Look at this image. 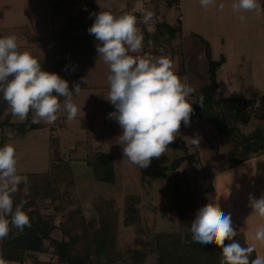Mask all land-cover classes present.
<instances>
[{
	"label": "rangeland",
	"instance_id": "obj_1",
	"mask_svg": "<svg viewBox=\"0 0 264 264\" xmlns=\"http://www.w3.org/2000/svg\"><path fill=\"white\" fill-rule=\"evenodd\" d=\"M233 2L234 0L230 2L215 0L214 5L204 8L198 0L197 3L194 2L197 11L195 6L190 5L193 8L190 16L192 19L190 18L189 22L195 29L202 31L199 38L203 36L210 43L214 54L221 52L226 56L229 52L226 60L231 65L226 66L235 75V80L227 79L224 72L220 74L217 72L218 81L220 79L222 83L221 94L224 95L234 88L239 95L259 97L264 94V55H261L264 52V37L258 34L262 27L258 25V15L251 16V11H233L231 7ZM81 3L82 0H0V38L15 35L19 49L27 50L36 57L41 62L42 69L55 72L66 79L70 90L78 84L80 92L73 91V102L80 109L75 119L79 120L82 126L88 122V125L93 127L94 122L104 121L105 106L109 108L114 106L106 99L110 73L109 66L96 51L98 41L88 33L87 29L90 26H81L76 20L73 21L72 15L77 14L76 9L82 10ZM221 3L226 4L228 9L221 11L219 9ZM262 3L260 4L264 8V0ZM102 9L98 7L97 13ZM241 16L245 17L243 22ZM92 17L93 24L95 16ZM141 52L139 55H152L147 50ZM168 56L171 58L170 52ZM57 115L58 119L53 124L41 121L42 125L33 129L30 128L29 121H32L34 113L30 112L23 122L11 115V124H5L3 127L4 144H13L16 149L17 173L25 176L28 172L41 173L49 169L50 175L31 178L30 181L45 186H57L63 191L61 201L66 205L63 211L57 210L54 202L50 200L40 201L38 204L41 212L54 222V237L63 236L60 225L66 221L65 214L69 209H73L71 207L79 205L83 208L81 210L85 216L91 217L95 215L94 199L109 198L115 208L117 236L109 247L112 256L103 255L102 258L114 259L117 264H129L127 253L129 248L152 249L155 244L151 231H178V212L183 205L191 202L196 208L199 197L205 198V195L212 194L213 203L232 216L237 233L243 234L244 238L241 236V239H249L254 246L255 254L264 255V242L254 238L255 232L264 225V217L252 213L248 200L249 194H253L255 198L264 195V147L251 150L245 149L243 144L236 149L238 152L235 150L236 155L233 157L231 150L235 137L230 133L218 131L214 124L210 123L205 126L209 139L202 143L204 153L198 152L194 156L197 162L200 160L199 165L190 164L187 170L176 174V170L169 167L178 157L173 155L176 147L174 143L182 141L184 137L182 131L190 130L192 122L187 127L182 123L180 133H177L175 141L168 146L166 153L159 158H153L149 167L141 169L123 157L122 148L116 139L122 131L118 123L98 125L93 133L109 139L111 143L109 151L119 161L116 168L118 172L116 183L123 182L124 186H129L132 192L140 196L142 202L145 201L144 208L152 212L150 219L144 217L143 227L146 226V229L143 234H139L124 225V214L119 207L121 202L116 193V186L112 183H96L90 180L86 161L92 154L91 144L94 145V141L88 138L84 127L76 130L64 127L68 123L67 113L63 108ZM197 121L200 127V120ZM234 125L238 133H243L249 138H254V135L259 138L251 141L264 143V121L251 117L248 123L236 122ZM198 135L203 137L200 132ZM190 136H186V140H189ZM243 140L249 143L247 138ZM196 148L198 146L187 147L190 153L195 152ZM169 161L170 163L166 165ZM162 164L164 168L158 169L159 174L152 170V167H160ZM161 173H164V176L160 175ZM170 177L173 178L172 182ZM198 182L210 183L211 186L198 194ZM170 185L176 189L166 194ZM90 191L92 194L88 195ZM27 193L28 188L24 187L22 194ZM156 206L162 209L155 211L153 208ZM77 249L82 250L81 242L77 243ZM40 259L48 264L51 255L42 254ZM24 260L25 264H39L33 256H26ZM51 264L61 263L52 260ZM144 264H158L156 255H150Z\"/></svg>",
	"mask_w": 264,
	"mask_h": 264
},
{
	"label": "clouds",
	"instance_id": "obj_2",
	"mask_svg": "<svg viewBox=\"0 0 264 264\" xmlns=\"http://www.w3.org/2000/svg\"><path fill=\"white\" fill-rule=\"evenodd\" d=\"M200 4L208 8L215 0H200ZM231 7L235 12H250L259 4L258 0H234ZM223 8L221 3L219 9ZM90 15L95 19L87 31L98 41V56L109 66L106 99L115 111L108 113V118L114 119L122 130L116 137L117 144L129 163L140 169L147 168L153 158L166 153L180 133L182 123L190 126L194 114L192 105L198 103L202 107V98L189 101L195 89L181 80L168 56L130 54L141 52L143 47V35L135 15H115L111 11ZM153 17L152 11L142 12V23L148 25L149 31L153 30L150 24ZM240 19L243 22L245 17ZM73 91L80 92L78 84L70 90L66 79L42 69L36 57L19 49L15 35L0 38V94L13 117L23 122L32 112V123L53 124L63 108L67 120L72 121L80 111L73 102ZM200 140L201 137L195 135L191 143L199 146ZM22 183L27 187L29 180L17 173L15 146L5 143L0 146V241L8 236L11 227L23 231L31 226L30 218L23 210L26 201L14 207L13 194ZM248 200L252 213L264 217V195L255 198L249 194ZM190 232L194 242L221 249L220 264H264V255L258 253L254 259L250 258L254 246L245 247L233 239L237 229L233 226L232 216L217 204L209 201L198 209ZM254 238L264 242V225L255 232ZM0 264L10 262L0 257Z\"/></svg>",
	"mask_w": 264,
	"mask_h": 264
},
{
	"label": "trees",
	"instance_id": "obj_3",
	"mask_svg": "<svg viewBox=\"0 0 264 264\" xmlns=\"http://www.w3.org/2000/svg\"><path fill=\"white\" fill-rule=\"evenodd\" d=\"M170 39H175L181 32V27H168ZM205 47V54L208 59V81L198 85L194 93L191 94L190 102L193 103L194 115L200 120V127L204 128L213 123L218 131L233 135V149L231 155L234 157L235 150L243 144L245 149L255 150L254 139L249 138L243 133H238L236 122L248 123L251 117L264 121V94L259 97L246 96H219V82L217 72L226 61V57L221 55L219 59H214L210 43L200 37ZM179 75L184 74V66L181 60ZM11 112L8 104L0 94V146L4 145V125L11 124ZM30 122V128L40 127L41 123ZM260 130V129H258ZM257 130V131H258ZM244 139H248L246 143ZM262 139V138H261ZM178 147V144H176ZM264 147L263 146L261 148ZM237 151V150H236ZM238 152V151H237ZM197 153H186L182 157L175 158L170 164V168L176 170L185 160L193 162ZM239 154V153H238ZM87 165L94 180L102 183H114L116 179L114 158L111 152L97 151L87 158ZM51 174V170L39 172H28L29 184L28 193L23 195L22 190L26 187L23 183L19 190L13 194L14 207L21 201H26L23 210L30 218V227H25L23 231L11 227L8 236L0 241L1 256L10 262H20L25 264L26 256H33L39 264L46 262L40 259V255H51L52 260H57L61 264H117L114 259L104 260L103 255L111 257L109 251L111 242L116 239L115 208L111 200L98 198L94 201L95 215L85 216L83 208L79 205L71 207L66 216V221L60 225L63 233L61 238L54 237V222L47 218L40 210V201L50 200L54 202L55 208L63 211L66 205L61 201L63 191L59 187L45 186V184L32 183L31 178L44 177ZM68 206V205H67ZM72 206V205H70ZM124 214V225L131 227L137 233L143 234L146 226L144 217L141 214V199L139 195L127 194L121 208ZM197 210L191 202H187L178 212V231L156 232L151 231L154 239V247L148 248H129L127 250L129 264H144L147 258L155 254L158 264H220L221 249L215 245H202L192 240L191 222L195 219ZM142 227V228H141ZM242 246L247 247L241 234L233 238ZM81 242L82 250L77 251V243ZM231 241H226L229 243ZM251 258L256 257L255 249ZM53 258V259H52Z\"/></svg>",
	"mask_w": 264,
	"mask_h": 264
},
{
	"label": "crops",
	"instance_id": "obj_4",
	"mask_svg": "<svg viewBox=\"0 0 264 264\" xmlns=\"http://www.w3.org/2000/svg\"><path fill=\"white\" fill-rule=\"evenodd\" d=\"M225 1L230 2L233 0H225ZM194 2L197 3L198 0H82L81 6H80L82 10L77 8L75 11L77 12V14L72 15V17H73V21L76 20L77 23L79 22L81 26H86V25L91 26L93 17L90 14L97 13L98 7H100L101 9L103 8L102 11H111L115 15H121L124 13L135 15L138 21L137 27L143 35L142 50H147L149 54H152V56H161V54L168 56V53L170 52V56L174 62V68L176 72L180 70V66H181L180 63L182 60L185 70H184V74L180 78L183 82L187 83L189 86L195 89L198 85L208 81V59L206 57L205 48L203 46L201 38H199V35H201L202 31L200 29L198 30L195 29L189 22V20L192 19L190 16H192L191 10L193 8L190 5L192 4L193 6H195ZM262 2L263 0H258L259 7L256 10L251 11V16L255 17V15H258L259 17L258 25L260 24V27H262V30L261 29L258 30L259 32L258 34L264 37V13H263L264 8L261 5L263 4ZM195 8L197 11L196 6ZM225 8H226V4H224L223 10L228 9V8L226 9ZM145 10L152 11L154 13L153 20L150 21V24L153 27L152 31L148 30V25H145L144 23H142V12ZM232 18H234L233 13H232ZM178 25L181 27V32L177 35L175 39H170L168 27L169 26L178 27ZM70 26L71 25H69V27ZM223 44H224V41H223ZM225 49L227 50V48ZM213 52L214 51L212 47V55L214 59H219L221 57L220 54L224 55L221 52L217 55L216 53L214 54ZM132 54L139 55V54H142V52L132 53ZM261 55H264V52ZM228 56H229V52L226 53V56H225L226 59L228 58ZM228 62L229 61L226 60V62L222 64V66L218 70V73L220 74V72L221 73L224 72V75L225 76L227 75V79L231 78L235 80V75L231 72V69H228V66H226V65H231V63H228ZM238 62H241V61H238ZM218 82H219V96H238L239 95L237 94L238 92H236V89L234 88H231V91L225 92L224 95H222L221 91L223 89H222V83L220 82V79ZM239 96H244V95H239ZM245 96L254 97L252 95L247 96L246 94ZM189 97L191 98L190 100H192V97L191 96ZM105 109H106L105 111L106 116H105L104 121L102 122L99 120L98 122H94L93 127H91V125L89 126L88 122L82 126L80 125V121L77 119H74L72 121L67 120L68 125H64V127H66L67 129L71 128L74 130L81 129L84 127L86 134L88 135V138H90V140H93L95 143L94 145L91 144L92 154L97 151L110 152L109 149H111L110 148L111 143L109 142V139H107L106 137H101L100 135L96 133H93V130L98 128V125H101V123L104 125L117 123L115 122V120H111L108 118V113L115 111V108L114 107L109 108L108 106H105ZM197 120H199L198 117L193 114L191 117V122H192L191 128L190 130L184 129L182 131V134H184V137L182 138V141L180 143L177 142L178 147H175V150L173 151V155L182 157L186 153H190V150H188L187 147L188 146L190 147V145L195 146L190 142V140L192 139L193 136L198 135V132H200L201 135L203 134L202 135L203 137H201L202 139L200 140V145L198 146V148H196L197 150H194V151L196 153L199 152L200 154L204 153V150L202 148V143L207 142L209 137H208V134L206 133L207 131L205 130V127L200 128L198 126ZM192 131H193V134H192ZM188 135H191L190 136L191 138L189 140H186ZM174 145H176V143H174ZM102 146H104V148H102ZM113 158H114L115 175L117 178L118 172L116 168H117L119 161L117 160L116 156H114ZM169 163L170 161L166 165H168ZM199 163H200V160H198V162L195 159L193 160V162H189L188 160H185L182 163V165L184 164V166L182 165L179 166L175 172L176 174H179L182 170H187L190 164L199 165ZM201 167H202V163H201ZM160 168L163 169L164 165L162 164L160 167L154 166L152 167V170L154 172H157L158 169ZM89 169L90 168L88 166V175L90 177V180L92 182L102 183V182H98L93 179V177L90 174ZM121 175L120 177L122 178ZM160 175L164 176V173H161ZM170 178L172 182L173 178L172 177ZM112 185L116 186V189H117L116 193L119 196L118 198L119 202H121L120 203L121 205H119L120 208H122L124 197L127 194L138 195L136 192H132L129 186L127 185L124 186L123 182L116 183V179H115V182L112 183ZM194 185L195 184H193V186ZM210 186H211L210 183H206V182L199 183L198 182V194H200V191L202 192L207 188L209 189ZM97 189H99V186L97 187ZM173 189H176V187H172L171 185L168 186V192H166V194H170ZM112 192H114V190H112ZM91 194H92L91 191L88 192V195H91ZM106 199H109V198H106ZM95 200L96 199H94V201ZM198 201H199L198 207H196L197 211L199 208L207 204L209 201L213 203V196L212 194H208L207 196L205 195V198L203 196L199 197ZM144 202L145 201L142 202L141 200V214L143 217L150 219L152 217L151 215L152 212L148 210L147 208H144L145 206ZM153 209H155V211H158V210H161L162 207L156 206ZM241 236L243 237L242 232H241ZM243 240H244V243H246L248 246H253L252 242L249 239H243Z\"/></svg>",
	"mask_w": 264,
	"mask_h": 264
},
{
	"label": "water",
	"instance_id": "obj_5",
	"mask_svg": "<svg viewBox=\"0 0 264 264\" xmlns=\"http://www.w3.org/2000/svg\"><path fill=\"white\" fill-rule=\"evenodd\" d=\"M262 146H263V142H261V141H257L255 143H253V147H255V148H259V147H262Z\"/></svg>",
	"mask_w": 264,
	"mask_h": 264
},
{
	"label": "bare ground",
	"instance_id": "obj_6",
	"mask_svg": "<svg viewBox=\"0 0 264 264\" xmlns=\"http://www.w3.org/2000/svg\"><path fill=\"white\" fill-rule=\"evenodd\" d=\"M225 89H226V88H225ZM228 90H229V88H227V90H226V91H228ZM230 90H231V89H230ZM230 90H229V91H230Z\"/></svg>",
	"mask_w": 264,
	"mask_h": 264
},
{
	"label": "built area",
	"instance_id": "obj_7",
	"mask_svg": "<svg viewBox=\"0 0 264 264\" xmlns=\"http://www.w3.org/2000/svg\"><path fill=\"white\" fill-rule=\"evenodd\" d=\"M176 6V5H175Z\"/></svg>",
	"mask_w": 264,
	"mask_h": 264
}]
</instances>
